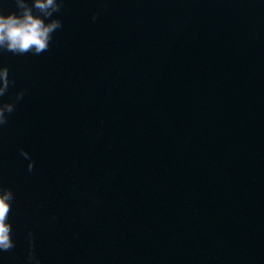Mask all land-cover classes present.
<instances>
[{"label": "water", "instance_id": "1", "mask_svg": "<svg viewBox=\"0 0 264 264\" xmlns=\"http://www.w3.org/2000/svg\"><path fill=\"white\" fill-rule=\"evenodd\" d=\"M55 15L48 51H0L2 99L24 92L0 128L15 243L0 264H35L29 232L39 264H264V0Z\"/></svg>", "mask_w": 264, "mask_h": 264}, {"label": "clouds", "instance_id": "2", "mask_svg": "<svg viewBox=\"0 0 264 264\" xmlns=\"http://www.w3.org/2000/svg\"><path fill=\"white\" fill-rule=\"evenodd\" d=\"M17 11L5 15L0 11V51L11 52L16 55L32 53L40 55L48 51L53 33L63 27L62 21L55 14L62 11L64 0H14ZM96 14L92 19L95 20ZM9 78V70L6 66H0V128L8 123L9 116L15 110V104L24 97V92L15 94L11 102L2 98L8 94L9 87L14 85ZM21 155L29 161L27 168L33 170L34 162L27 151L21 149ZM14 201L13 191L0 183V251H9L15 247L12 239V226L9 223V215ZM30 249L28 260L36 259L32 248V233H28Z\"/></svg>", "mask_w": 264, "mask_h": 264}]
</instances>
